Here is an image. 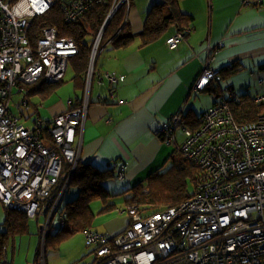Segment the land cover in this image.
Here are the masks:
<instances>
[{"label": "built area", "instance_id": "2783aa9c", "mask_svg": "<svg viewBox=\"0 0 264 264\" xmlns=\"http://www.w3.org/2000/svg\"><path fill=\"white\" fill-rule=\"evenodd\" d=\"M108 2L112 6L103 30L121 8L129 9L130 0H0V201L6 209L29 219L50 212L43 242L80 163L100 42L91 58L81 105L69 101L66 113L49 121L36 117L30 126L11 113L9 99L15 89L23 94L27 86L62 82L70 61L80 52L77 42L62 37L57 27L36 30L37 20L57 8L64 23L73 25ZM242 2L251 6L262 0ZM189 33L171 36L167 47L177 50ZM222 47V43L209 46L196 90L222 80L221 71L213 67ZM103 75L113 85L110 94L114 98L116 85L125 77L115 72ZM255 100L261 103L264 96ZM236 101L242 103L239 97ZM21 106L26 112L31 110L26 100ZM179 130L184 136L180 151L198 168L191 199L172 208L127 205L118 211L131 221L117 235L85 231L88 246L94 247L92 264H264V115L255 122L237 124L230 106L216 103L203 114L197 129L186 124L180 111L157 134L165 143L178 145ZM66 167L67 177L56 190ZM126 173L123 164L118 180H124ZM68 218L66 211L61 212L59 231ZM7 251L5 248L1 264H10ZM38 264H45L44 259Z\"/></svg>", "mask_w": 264, "mask_h": 264}, {"label": "crops", "instance_id": "0c3cea01", "mask_svg": "<svg viewBox=\"0 0 264 264\" xmlns=\"http://www.w3.org/2000/svg\"><path fill=\"white\" fill-rule=\"evenodd\" d=\"M180 9L192 19L187 23L191 33L186 35L178 50L171 51L166 46V40L178 32L177 27H172L155 42L140 47L138 35L144 30L149 13L142 10L134 22L133 11L128 35L137 38L127 46H106L96 64L80 160L101 170L114 167L118 172L121 165L127 166L126 177L120 181L125 188L121 191L108 188L113 196L109 204L116 209L127 206L128 193L135 185L151 173L168 168L175 145L162 141L157 130L180 111L185 117L191 114L202 121L203 113L220 99L208 90H195L208 59L209 46L223 44L213 64L217 70L224 72L233 64H240L238 72L211 83L221 87V101L230 97L228 89L232 87L242 94L249 92L252 98L264 96V0L252 6H244L242 0H181ZM106 72L125 77L116 85L114 98L110 94L113 85L103 75ZM87 87L86 76L85 87L75 88L79 96L73 98V92L66 91L64 97L54 93L47 98L49 118L46 120L66 113L70 108L69 99L82 104ZM177 136L182 142V133ZM76 189L78 194L74 199L80 192ZM115 198H119L118 203ZM103 207L101 202L97 214L93 211L96 217ZM126 215L111 218L103 230L95 229L94 225L93 229L120 234L131 221Z\"/></svg>", "mask_w": 264, "mask_h": 264}, {"label": "trees", "instance_id": "16d2710c", "mask_svg": "<svg viewBox=\"0 0 264 264\" xmlns=\"http://www.w3.org/2000/svg\"><path fill=\"white\" fill-rule=\"evenodd\" d=\"M130 1L132 6L133 0ZM180 2L181 0H161V2L152 6L146 18L144 30L138 35L140 47L149 45L160 39L172 27H177L179 32L189 28L187 23L192 19V16L181 11ZM111 6V2L98 5L73 25H66L64 23L63 16L57 8L46 17L35 22L36 30L38 28L57 27L62 37H70L77 42L80 52L78 56L70 61L76 74L74 79L76 89L85 87L92 54V48L85 45V40L88 36L95 38L98 36L111 11ZM125 15H127V7L121 8L113 17L101 39L99 51H102L110 44L115 47L127 46L131 44L134 38H137V36L128 35L129 22L126 21L125 23ZM239 70L240 64H233L230 69L221 72V78L223 79L224 76L234 74ZM59 84L27 86V93L28 95L37 94L41 99H47L53 94ZM205 90H208L210 94L218 98H221L223 95L221 87L216 84H210ZM239 98L242 101L240 104L237 103L236 97H229L221 101V103L230 106L237 124H249L257 121L264 115V101L261 103L256 102V98H252L249 92ZM79 104L80 102L77 103V105ZM185 121L193 130L197 129L202 123V121H199L198 118L191 114L185 117ZM178 133H182L183 135V132L179 130L176 133V138L179 141ZM175 149L176 151L170 158V160L174 161L173 165L164 171L157 170L151 173L145 180L135 185L130 190L132 191V196L128 199L127 205L136 203L153 209L172 208L191 199L192 196L189 194L187 181L194 179L198 173V168L190 164L185 158L182 151H180L179 143L178 145L175 144ZM178 158L180 159L179 161ZM68 170L69 168L66 167L56 190L65 181ZM114 170V167L101 170L94 165L85 164L80 161L69 185V188H78L80 190L79 195L66 205L65 211L68 213L69 218L65 228L59 231L57 236H52L51 230L49 231L44 247V254L48 245H60L77 234L93 229L96 215L91 208V203L101 201L104 204L98 216L116 210V206L109 204V200L113 196L106 187V183L115 177ZM4 225L7 227V230L0 233V264L3 263L4 250L5 248L7 249L6 241L12 238L15 242L17 237L29 234L30 219L24 213L6 209ZM7 257L10 263L9 250L7 251ZM40 258L41 252L38 251L36 264H38Z\"/></svg>", "mask_w": 264, "mask_h": 264}, {"label": "rangeland", "instance_id": "374dc122", "mask_svg": "<svg viewBox=\"0 0 264 264\" xmlns=\"http://www.w3.org/2000/svg\"><path fill=\"white\" fill-rule=\"evenodd\" d=\"M159 2H161V0H133L132 6L130 7V10H129L130 25H131L130 14H132L133 11H135L134 18H133L135 22V17L139 15L140 12H142V10H145L146 12L149 13L152 6ZM95 41H96L95 37L88 36L85 40V45L90 48H93V44L95 43ZM101 54L102 52L99 53L98 59L101 56ZM75 75L76 74H75L74 67L71 63H69V68L66 73L64 82L57 85L53 94L56 93L55 95H57L58 97L59 96L64 97L65 92L67 91V93L69 94L73 92L74 94L72 96L73 98L74 96L75 97L79 96L80 92H78L73 87ZM198 79H197V82H198ZM228 92H229L230 97L232 98H235L238 96L241 97L243 95H246V93L242 94V93L237 92L236 89L233 87L231 89H228ZM23 99H26V101H28L31 104L32 110L30 112H26L24 108L20 106L21 104H23ZM220 99H217L218 104L221 103ZM69 100H68V105H69ZM48 102H49V99L43 100L37 94L28 95L27 90L25 93L19 94L17 93L16 89L14 90L12 97L9 99L10 111L14 115L19 117L21 123L30 125V126L34 125L35 117L42 116L43 118L42 117L41 118L44 121H48L46 120L49 118L48 117L49 115L48 114ZM180 144H181V139L179 137V145ZM179 160L180 159L178 158V161ZM173 163L174 161L170 160V164L168 168L171 167ZM118 172L115 168L114 170L115 177L111 181L106 183L107 188L112 187L114 190H118V191H121V189L125 188L124 182H120L117 178ZM187 185H188L189 194H192L195 188L194 179L193 180L189 179L187 181ZM77 194H78V190L75 187H70L66 190L60 202L57 215L52 222V226H51L52 228L50 229L52 236H57L59 232V228H60L59 216L61 212L66 210L67 203L73 200L77 196ZM128 195L131 197L132 196L131 192H129ZM118 200L119 198H115L116 203H118L117 202ZM92 209L97 214V212L101 209V201H96L95 203H93ZM119 209L120 208H118L117 206V209L111 214L97 216L95 224H94V228L98 230H103L105 228V224L107 223V221L117 216L120 217V213L118 211ZM49 215H50V212L47 215L39 214L36 219H30L29 234L25 236L17 237L15 242H14V239L12 238L6 241L5 244H6L7 249L9 250L10 263L11 264H36V255L39 251L41 252V259H44L45 264H92L95 259L93 255L94 247L88 246L87 241H86V236L83 233L73 236L69 240L62 242L60 245L59 244L55 246L48 245L46 253L44 254V248L42 246L43 228H45L47 224ZM5 218H6V209L3 206L2 202L0 201V233H3L7 230L6 229L7 227L4 225ZM102 232H107V231H102Z\"/></svg>", "mask_w": 264, "mask_h": 264}, {"label": "clouds", "instance_id": "9594fccd", "mask_svg": "<svg viewBox=\"0 0 264 264\" xmlns=\"http://www.w3.org/2000/svg\"><path fill=\"white\" fill-rule=\"evenodd\" d=\"M252 2H254L255 0H251ZM256 5H259V4H256ZM252 6V5H251ZM130 7H131V5H130ZM130 7H129V9H128V7H127V15H125L126 16V21H128L129 22V10H130ZM126 8V7H125ZM126 13V12H125ZM110 14V13H109ZM108 18V17H107ZM113 19V18H112ZM111 19V20H112ZM111 20L109 21V23L111 22ZM109 23L107 24V26L104 28V30H103V26H102V28H101V30H100V32H99V34H98V36H96V41H95V43L93 44V48H92V54H91V58L93 57V54H94V46L96 45V43H97V39H98V37H99V35L100 34H102V36H101V39H102V37H103V35H104V32H105V30L107 29V27H108V25H109ZM126 23V22H125ZM186 30H190V33H191V29L190 28H188V29H186ZM186 30H184V31H182L181 33H184ZM101 31H102V33H101ZM177 33H179V31L177 32ZM176 33V34H177ZM189 33V34H190ZM176 34H174V35H176ZM173 35V36H174ZM186 35H188V34H186ZM186 35H185V37H186ZM184 37V38H185ZM170 38V37H169ZM101 39L99 40V42H101ZM184 40V39H183ZM182 40V41H183ZM167 41V40H166ZM166 46H167V44H166ZM99 48H100V46H99ZM168 48V47H167ZM105 49V48H104ZM103 49V50H104ZM169 49V48H168ZM179 49V48H178ZM177 49V50H178ZM103 50L102 51H99L98 52V55H99V53H103ZM170 50V49H169ZM172 51V50H171ZM173 51H175V50H173ZM98 55H97V58H96V62H95V67H94V73H93V76L95 75V68H96V64H97V60H98ZM91 58H90V63H89V68H90V66H91ZM69 68V67H68ZM89 68H88V70H89ZM93 76H92V78H93ZM66 77V76H65ZM65 79V78H64ZM87 79H88V73H87ZM92 81V80H91ZM64 82V80L62 81V83ZM61 83V82H60ZM197 83H199V82H197ZM59 84V83H58ZM37 85H42V84H37ZM47 85H51V84H47ZM210 84H207V85H205V87L203 88V89H198V90H196V91H204L208 86H209ZM31 86H33V85H31ZM90 86H91V83H90ZM26 90H27V87H26ZM89 93H90V90H89ZM23 100H26V99H23ZM70 101H72V100H70ZM75 103V102H74ZM75 105L76 106H79V105H81V104H79V105H77V103H75ZM21 106V105H20ZM30 106H31V104H30ZM31 110H32V107H31ZM30 110V111H31ZM29 111V112H30ZM12 113V112H11ZM13 114V113H12ZM39 117H41V116H39ZM56 117V116H55ZM36 118V117H35ZM35 118H34V120H35ZM54 118V117H53ZM51 120V119H50ZM49 121V120H48ZM81 161V160H80ZM43 242V241H42ZM43 246V245H42Z\"/></svg>", "mask_w": 264, "mask_h": 264}, {"label": "water", "instance_id": "95a60500", "mask_svg": "<svg viewBox=\"0 0 264 264\" xmlns=\"http://www.w3.org/2000/svg\"><path fill=\"white\" fill-rule=\"evenodd\" d=\"M101 33H102V31H101ZM100 35H101V34H100ZM100 35H99V37H98V39H97V44H98V42H99ZM97 44L94 46V52L96 51ZM45 243H46V242H42V245H45Z\"/></svg>", "mask_w": 264, "mask_h": 264}]
</instances>
